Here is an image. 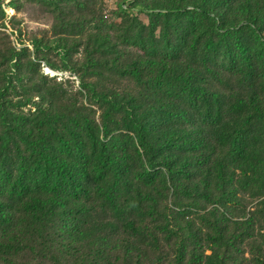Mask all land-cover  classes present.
I'll list each match as a JSON object with an SVG mask.
<instances>
[{
    "label": "trees",
    "instance_id": "16d2710c",
    "mask_svg": "<svg viewBox=\"0 0 264 264\" xmlns=\"http://www.w3.org/2000/svg\"><path fill=\"white\" fill-rule=\"evenodd\" d=\"M141 6L214 27L180 73L156 59L161 41L144 42L141 62L186 97L145 104L85 83L99 123L86 114L39 131L6 123L0 264H264V199L246 212L248 189L264 179V59L237 40L253 34L264 48V0ZM208 55L243 83L231 105L225 90L206 89Z\"/></svg>",
    "mask_w": 264,
    "mask_h": 264
},
{
    "label": "rangeland",
    "instance_id": "374dc122",
    "mask_svg": "<svg viewBox=\"0 0 264 264\" xmlns=\"http://www.w3.org/2000/svg\"><path fill=\"white\" fill-rule=\"evenodd\" d=\"M162 1L0 0V101L7 102V108L0 111V131L8 122L21 131H39L53 119L66 126L77 114L99 123L102 108L92 100L85 83L99 95L145 104L186 97L173 81L160 79L154 67L141 62L144 42L153 41V36L161 41V47L153 49L156 59L180 73L202 54L198 44L215 33L214 27L208 24L210 19L195 13L165 14L141 6ZM237 40L251 45L255 60L264 59V48H254L257 42L262 45L257 36L244 33ZM203 57L210 70L206 72L207 91L220 97L218 91L225 90L222 98L232 100L231 105L243 83L235 75L228 79V62L223 64L212 55ZM137 69L140 78L134 73ZM230 110L227 114H237ZM241 113L257 114L254 110ZM263 196L264 179L248 189L246 212Z\"/></svg>",
    "mask_w": 264,
    "mask_h": 264
},
{
    "label": "bare ground",
    "instance_id": "6f19581e",
    "mask_svg": "<svg viewBox=\"0 0 264 264\" xmlns=\"http://www.w3.org/2000/svg\"><path fill=\"white\" fill-rule=\"evenodd\" d=\"M11 12H14V9H11ZM47 71H49V70H47Z\"/></svg>",
    "mask_w": 264,
    "mask_h": 264
},
{
    "label": "water",
    "instance_id": "95a60500",
    "mask_svg": "<svg viewBox=\"0 0 264 264\" xmlns=\"http://www.w3.org/2000/svg\"><path fill=\"white\" fill-rule=\"evenodd\" d=\"M52 1H54V0H52ZM55 1H58V0H55Z\"/></svg>",
    "mask_w": 264,
    "mask_h": 264
}]
</instances>
